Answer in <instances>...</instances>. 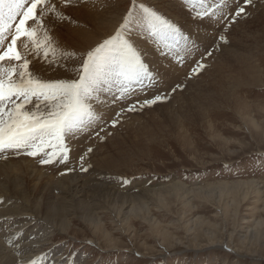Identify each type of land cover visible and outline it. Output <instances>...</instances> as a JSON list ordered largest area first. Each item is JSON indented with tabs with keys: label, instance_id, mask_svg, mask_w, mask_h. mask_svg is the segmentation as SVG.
Listing matches in <instances>:
<instances>
[{
	"label": "rangeland",
	"instance_id": "374dc122",
	"mask_svg": "<svg viewBox=\"0 0 264 264\" xmlns=\"http://www.w3.org/2000/svg\"><path fill=\"white\" fill-rule=\"evenodd\" d=\"M259 1L246 5L241 0L239 6L245 7V14L239 17L235 16L238 5L233 3L221 18L196 19L195 12L202 11L200 0H192L188 5L184 0H140L169 18L183 32L182 26L188 24L195 29H209L210 33L206 34L210 40L200 42L199 37L198 42L188 30L184 32L198 46L188 45V58L182 63L186 70L183 74L190 81L181 88L180 85L174 86L175 91L173 88L168 93L163 91L169 97L166 101L142 110L137 104L138 110L123 113L120 110L119 116L113 118L102 114L109 107L103 110V105H97L96 111L101 113V118H107L103 122L100 120L102 125L94 127L85 136L89 143L97 140L90 147L92 152L84 151L86 147L74 148V139L70 141V162H77V172L82 155L88 171L81 173L87 174L99 168L97 158L121 153L124 158L117 165L96 172L103 173L99 176L100 182H114L121 190L134 189L140 183L153 193L140 200V203H146L143 208L138 206V201L122 207L121 203H114L110 208L107 204H100L101 201L88 200L93 202L90 210L96 208L100 212L103 226L97 230L86 219L73 217L68 238L64 240V235H58L52 245L60 247L63 257L60 264H264V0ZM177 2L183 4L178 8ZM129 5L130 0H95V3L89 0L78 7L63 8L64 14L71 19L59 22L53 18L52 34L65 50L86 51L115 32V25L118 27ZM186 11L190 12L186 17H179V12ZM102 20L107 23L100 24ZM207 21L209 23L205 25ZM216 22L219 24L215 27ZM221 36L227 42L221 40ZM133 39L150 65L151 56L157 55L154 42L142 36ZM157 52L161 55L158 49ZM203 53L206 54L200 58ZM250 53L254 63L258 64L254 66L257 83L237 86L239 89L230 88V97L215 96L213 92L210 95L213 99L205 101L202 97H207L208 90L219 89L222 77L236 76V62L242 64L240 61L246 57L252 58ZM162 56L169 63L166 64L171 65L173 56ZM208 58L212 59L207 65L204 60ZM33 63L30 69L46 79L68 75L63 68L51 70L38 59ZM199 63L204 67L199 68ZM158 71L162 72L161 69ZM249 75H252L251 71ZM165 78L170 82L172 74ZM177 90L184 92L183 95L199 96V108L186 100L188 96L185 98L180 94L179 97ZM131 101L143 100L133 97ZM120 103V109L132 104ZM135 118L141 120L140 125L136 122V128L139 127L131 130L127 125ZM114 120L117 121L115 126ZM148 132L150 134H146ZM82 150L84 153L79 155ZM91 156H95L94 162ZM18 157L39 161V157ZM38 165L47 167L52 164ZM124 178L130 182H124ZM53 234L50 235L53 237ZM106 235L112 240L109 241ZM3 242L8 248L12 247L16 257L24 255L25 249L20 245L19 249L10 246L7 237ZM47 248H40V251L45 255ZM18 252L21 254L17 255ZM43 254L33 259L41 258ZM78 259L81 261L76 262ZM51 262L45 260L44 264Z\"/></svg>",
	"mask_w": 264,
	"mask_h": 264
},
{
	"label": "snow or ice",
	"instance_id": "6c2138e0",
	"mask_svg": "<svg viewBox=\"0 0 264 264\" xmlns=\"http://www.w3.org/2000/svg\"><path fill=\"white\" fill-rule=\"evenodd\" d=\"M88 2L0 0V158L6 160L7 153H12L17 157H39L42 165L60 163L67 167L72 151L70 141L90 132L101 120L97 105L127 102L134 96H147L153 89L159 94L135 101L122 108L121 113L138 110L137 104L142 110L169 98L160 92L159 73L145 62L133 37L151 39L161 55L180 56V62L183 61L181 50L188 52V45L191 43L196 47L195 43L153 7L140 0H130L112 35L83 52L65 50L52 34L51 21L53 18L59 22L70 20L62 9ZM240 2L233 0L238 5L236 17L245 14V7L239 6ZM184 3L191 4L192 0H184ZM242 3L251 5L252 0H242ZM200 7L202 11L195 12L196 19H218L224 15L222 9L230 4L229 0H212V3L200 0ZM220 39L227 42L224 36ZM37 59L51 70L63 68L68 75L44 78L30 69L33 60ZM112 123L115 126L117 121ZM90 152L92 148L87 149V153ZM79 161L80 170L88 171L83 155ZM68 170L74 169L69 167ZM124 182L130 181L124 178ZM22 236L23 231L19 230L7 238V243L18 248L17 241ZM18 264L25 262L18 261ZM27 264H44V260L41 257L27 261Z\"/></svg>",
	"mask_w": 264,
	"mask_h": 264
},
{
	"label": "bare ground",
	"instance_id": "6f19581e",
	"mask_svg": "<svg viewBox=\"0 0 264 264\" xmlns=\"http://www.w3.org/2000/svg\"><path fill=\"white\" fill-rule=\"evenodd\" d=\"M252 1L256 3L261 2L259 0H252ZM208 2L212 3V1L210 0H208ZM177 3L178 4L176 6H178V8L180 7V5L183 4L182 2H177ZM229 4L231 7L233 5V0ZM228 8H224L222 9V11L224 12ZM170 11H173V10H170ZM189 13L187 11L179 12L178 15L179 17H183V15H185L186 17V15H188ZM106 23L107 22H104L102 20L100 24L105 25ZM208 23H209L208 21L204 22L205 25H208ZM109 24H112L110 20H109ZM192 24H193V21H192ZM218 24L219 22H216V24H214L215 27L218 26ZM116 25L114 27V22H113L114 28H117ZM197 25H199V23H197ZM182 27H183V30L185 29L184 32L188 30V33L190 34V36H192L193 39H196L198 42H199V37L201 38L200 42H207L208 40H210L209 37L207 36V34L210 33V30L205 27L197 26L198 28L195 29V28H192L191 25L189 24L183 25ZM209 28H212V27H209ZM213 30L215 31V28H213ZM213 46H215L214 43H213ZM214 49L216 50L217 47H215ZM155 51L157 55L153 54L151 56L153 57L151 58L152 60L151 61L149 59L148 60H149V63H151L150 65L153 69H155L157 72H159L158 71L159 69H161L162 71L161 73H159L160 80L162 81L161 84L159 85L160 92L166 91L168 93L174 86L180 85V88H181L184 86V83L186 81H190V80H187L186 75L183 74L186 72V70L184 68V64H182L185 60H187L189 52H185L181 50L180 55L183 56V61L180 62V56H176V57H173V59L171 60L172 61L171 65H167L169 63L166 62L167 60H165V57H163L162 55H159V53L157 52V49ZM208 52L209 50L206 53ZM206 53H203L200 56V58H202ZM250 54L252 55V53ZM148 56L150 57V53ZM209 58L204 60V62L207 63V65L208 63H210L212 59V58L211 59ZM214 59L215 58L213 57V60ZM250 59H252V61H250ZM236 60L239 61V59H236ZM254 60H253V55H252V58L246 57L244 60L240 61L242 64L236 62V64L238 65L237 66L238 71H237L236 76L232 75L226 78L222 77L219 82V86H218L219 89H215V91H213V89L210 91L207 89L208 90L207 97L205 96L202 98L205 99V101L210 102V100L213 99L210 96V95H213V92L216 93L214 94L215 96L217 95V96L227 97L229 96L230 91H232L230 90V88L231 89L238 88L237 86L240 87L241 85H245V84H248V85L256 84L258 81L257 79L258 76L256 75L257 71L254 66H258V64L257 62L254 63ZM146 62L148 61L146 60ZM181 64L183 66H181ZM215 65L216 64H214V66ZM194 66L195 65H193V67ZM219 68H220L219 70L223 72V68L220 65H219ZM190 70H192V68ZM190 70H187V71H190ZM250 71L252 73L251 76L249 75ZM171 74H172V80L169 78L171 81L166 82L165 77H169ZM154 94H159V92H157L156 89H153L151 92L148 93L147 96L139 95V96H134V98L135 100H138V99L144 100V99L152 98ZM176 94L180 97L181 96L180 94L183 95L184 92L181 93V92H178L177 90ZM185 95L188 96V99L186 100L191 101L195 105V107L199 108L200 106L199 102H201L200 101L201 99L198 98L199 96L193 97L192 95L186 94V93ZM185 95H183V97ZM131 100L127 101L126 103L127 104L133 103L134 101H131ZM121 104L122 103L117 102L115 105L113 104V106L103 105L101 109L105 110V108H108V107L109 109L106 112L104 111L105 113L102 112V114H105L107 117L108 116L116 117L119 111L121 110L120 109ZM126 106L127 105H124V107ZM162 106L168 107L169 105H165V106L162 105ZM170 107L171 105L168 108L170 109ZM107 117L101 118V122L105 121ZM117 119H119V117H117ZM140 121L141 120H138L137 118H135L134 121L132 120L131 121L132 123H128L129 125L127 126H129L131 130L137 129L139 126L136 128L135 126L136 122H138L140 125ZM99 125H102V124L100 123L95 124L93 125L91 129H94V127L96 128L100 127ZM87 134H81L77 140L74 139L72 147L74 148L79 147L82 149L86 147L84 151H87V149L90 148L95 141H97V140H94L92 143L87 142L88 137H85ZM146 134H150V133L148 132ZM84 151L82 150L81 153L79 152V155L83 154ZM7 155L11 157H9V159H6V160L3 158H0V199L3 200V202L0 203V264H12L14 262L18 264V261L26 262V261L32 260L33 258L39 256L40 254H43L40 251V248H43L45 246L49 247V249L47 248L48 251L45 252V255L43 254L44 256L42 258L44 260V263H45V260L46 261L52 260L51 262L52 264H60L62 262L61 260L63 259L62 252L60 251V247L58 246L52 247V245L56 237H58V235L59 237L60 235H64V237L62 236V239L64 240L66 237L68 238V236L71 234L70 232H71L73 217H77L81 220L86 219L87 222L93 224L97 228V230L102 228L103 225H101L102 220H101L100 212H98L96 208L90 210L91 208L90 204L91 206H93L92 203L95 200H97V202L101 201L100 204H103V206H106L107 204L110 208L112 207L114 203L115 204L121 203V207H122L123 204H128V203L134 204L135 201H138L139 202L138 206L140 207L142 206L141 208H143V205H145L146 203L145 204L140 203L141 202L140 200L145 199L143 197H147L148 194L153 193V190H150L148 187H144L140 183L136 184L134 189L121 190L120 188L116 186L114 182L109 183V184L100 182L101 180L99 176L100 174H103V173H96V172L100 171L102 168L108 169V168H111V166L113 165H117V163L120 162L119 160L124 158V156L121 158L122 156L121 153L115 154L114 156L108 155V156H102L101 158L100 157L97 158L98 161L96 162H98L99 168H97L96 166L97 168L96 172H89L87 174L81 173V170L77 172L78 164L77 162H74V161L70 162V164L67 167L64 164H60V163H55V164H52L51 166L43 167V166L38 165L39 161L34 162L32 160L27 159L26 157L25 158L24 157L15 158L13 157L14 154L12 153H7ZM94 157L95 156H91V158H93L92 159L93 162L95 161ZM69 167L70 168L73 167L74 169L76 168V170L69 171L68 170ZM133 190L134 191L136 190L137 193L134 192ZM92 191L95 193L93 194ZM88 200H92L93 202L92 201L90 202ZM100 204L98 203L97 205H100ZM100 208H102V206ZM132 208L136 210L134 208V205ZM96 215H99L100 217ZM19 230L23 231V236L21 239L17 241V243L20 245L21 248L25 249V253L22 257L21 255L19 257H16L13 254V251L11 249L12 247L8 248L7 247L8 245L6 246L5 243L3 242V239L5 237L8 238V237L14 236L15 233ZM52 233H54L53 235L55 236L52 237V235H50ZM106 237L109 241L112 240L109 236L106 235ZM64 240L62 242H66ZM21 248H20V251L22 252L23 249ZM14 252H16V250ZM50 256L51 257L53 256L54 258L49 259ZM77 261H81V260L78 259L76 260V262ZM70 264H73V262H71Z\"/></svg>",
	"mask_w": 264,
	"mask_h": 264
}]
</instances>
